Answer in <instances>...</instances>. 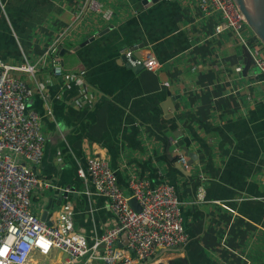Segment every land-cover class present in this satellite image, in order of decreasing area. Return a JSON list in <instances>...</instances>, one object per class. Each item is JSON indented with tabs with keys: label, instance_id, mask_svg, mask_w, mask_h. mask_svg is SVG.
<instances>
[{
	"label": "crops",
	"instance_id": "obj_1",
	"mask_svg": "<svg viewBox=\"0 0 264 264\" xmlns=\"http://www.w3.org/2000/svg\"><path fill=\"white\" fill-rule=\"evenodd\" d=\"M2 1L9 19L6 28L0 19V61L35 67L34 78L18 76L51 100L63 148H71L65 154L58 149L52 162L41 161L36 168L49 185L33 196V212L56 219L65 203L63 189L69 187L74 231L89 244L102 237L115 217L106 199L91 195L89 175L84 181L77 170L86 172L90 157H103L113 171L122 172L126 194L131 176L151 184L155 169L151 188L162 182L175 188L187 241L143 264H264V80L254 67L243 76L235 71L241 66L227 60L241 45L232 32L214 35L220 16L205 17L193 0H158L148 13L144 0H95L99 13L88 10L86 0H0V14ZM110 27L122 28V36L110 32L75 56L78 45ZM243 36L257 41L247 28ZM164 38L168 43L156 55L152 47ZM128 39L149 47L157 60L179 55L154 73L133 76L121 64L123 51L132 47L122 48ZM59 47L68 54L61 57ZM62 62L65 70L84 73L86 94L79 85L60 89L52 80V66ZM168 106L173 111L164 112ZM52 121L42 119L45 138ZM63 133L76 140L66 142ZM171 140L173 162L166 156ZM102 146L124 152L114 164ZM185 148L197 158L181 171L177 164ZM200 188L204 199L199 202ZM34 261L69 264L58 251L35 254ZM72 264L96 263L84 257Z\"/></svg>",
	"mask_w": 264,
	"mask_h": 264
},
{
	"label": "built area",
	"instance_id": "obj_2",
	"mask_svg": "<svg viewBox=\"0 0 264 264\" xmlns=\"http://www.w3.org/2000/svg\"><path fill=\"white\" fill-rule=\"evenodd\" d=\"M193 1L205 17L215 13L220 16L214 35L232 32L238 45L249 50L264 80V55L259 50L262 46L258 41L249 43L244 39L245 19L234 2ZM86 8L99 13L102 7L95 0H86ZM134 49H143L142 60L134 56ZM122 56L129 67L142 65L147 73L161 67L149 47L143 44L132 45ZM55 57V49H52L49 59L53 61ZM22 73L34 78L35 67L0 61V264H36L35 254L47 257L53 251L62 253L69 264L84 257L96 264H143L161 250L183 245L187 235L182 227L175 188L163 182L151 188L148 181L131 176L126 194L117 184L109 160L103 157L92 156L86 162V172L81 168L77 170V176L84 181L89 175L94 189L91 195L106 199L115 217L116 224L102 237L89 244L74 231V212L68 196H64L65 203L53 221H42L33 212V196L39 187L49 185L45 177L36 174V168L42 161L46 139L42 119L50 118L51 111L48 104L43 117L36 111H25V100L31 96V88L18 76ZM50 75L60 89L76 84L84 94L88 92L84 73L65 72L53 65ZM179 163L187 167V158L179 156ZM198 179L203 181L204 176L199 175ZM63 192L73 193L74 190L67 187ZM203 194L200 188L199 202L203 201ZM130 199L136 201L139 212L131 208ZM123 237L127 240L125 246Z\"/></svg>",
	"mask_w": 264,
	"mask_h": 264
},
{
	"label": "water",
	"instance_id": "obj_3",
	"mask_svg": "<svg viewBox=\"0 0 264 264\" xmlns=\"http://www.w3.org/2000/svg\"><path fill=\"white\" fill-rule=\"evenodd\" d=\"M232 1L237 6V8L241 12V14L244 16L247 29L253 34V36L256 38V40L259 42V44L264 49V0H232ZM157 3H158V0H144L143 1L144 10L147 13L152 11L155 8V7L153 8V6H155ZM2 5H3V8H2V13L0 14V19L2 21L3 28H6V19H9V18H8V16H6L7 14L5 15L6 8L4 7L3 1H2ZM142 19H143V15H141L139 17V21L141 22ZM122 31H123L122 28L114 29L113 27H110V28L104 29L103 31L98 33L97 39L95 37H92L90 39L85 40L80 45H78L74 49L75 56L77 55L76 52L80 51L81 49L86 48L87 46L92 47L95 45V43L96 44L100 43L102 41L103 36H106L110 32H112L113 35H116L117 37L120 38L122 36ZM128 40L129 41L123 43L122 48H124V47L127 48L128 46L133 44V43H131L130 39H128ZM167 40H170V38ZM167 43H168V41H166V38L161 39V41L157 42V44L152 47L153 52L156 55H158L157 49L161 46H165ZM56 49L59 52L61 57H63L62 55L64 53L68 54V51L62 47H59ZM134 50H136V49H134ZM142 51H143V49H138L134 52V56L139 60H142V57H141ZM71 54L73 55V53H71ZM178 55L179 54L173 55V56L169 57L168 59H164V61H163V59L162 60L159 59L158 62L160 65H163V64L169 62L170 60H172L173 58L177 57ZM227 60L229 62L233 63V65H235V66L240 65L241 66L240 73L243 74V76L247 75V73L253 67L255 68L256 72L258 74H260L258 69L255 67V64L253 63V59H252V56H251L249 50L245 46H241L239 48V50L234 55L230 56ZM121 64L124 65L126 67V69L130 70L133 76H136L137 74H139L140 72L143 71L142 65L138 66L136 68L129 67L126 64L123 56H121ZM59 66L62 68L63 71L71 72V71H67L63 68V62L60 63ZM80 72L81 71L79 69L75 68L74 70H72L71 73L76 74V73H80ZM42 95L36 88L31 89V96L25 100V111L27 112L31 108L36 109V112L38 113V115L40 117H43L46 114L45 106L47 104L50 106V111H51L50 119H53L52 122L54 123L53 124L54 127L52 128V132L45 139L42 161L48 160V162H52L53 157L56 154L58 149H61V148L66 149V152H64V153L61 151V153L65 154L68 151H70L71 148H69V144H67L68 149L63 148L65 146V142L61 138L59 130H58L59 123L57 124V119L54 116V107L51 105V100L49 98L45 97L44 95L43 96ZM170 100H171V103L173 104L174 103L173 98L172 99L170 98ZM167 109H169L170 111H173L172 107L168 106V107H166L164 112L167 111ZM63 137L66 139V142H68L69 140H76L72 137L69 138L65 133H63ZM175 137H176V134H175ZM84 139H86V138H84ZM84 139H82V141ZM121 141H123V138H121ZM124 142H126V140H124ZM172 146H173V141L172 140L168 141L167 145H166V156H167V159L169 161L173 162L175 160V157L171 156V153H170V148ZM102 147L108 152L110 161H112V163H114V164L117 161L119 151H120V153L124 152V150L121 147L118 150L112 149L111 147H107V146H102ZM183 150H184L185 157H187L189 159V162L186 164V166L191 167L192 164L194 163V161L196 160L197 155L189 152L188 148H185ZM60 158L61 157H58V161H60ZM148 161H149V158H148ZM177 167L181 171L185 170V166H183V165L177 164ZM113 172H114V176L116 178L117 184L119 186H121L122 188H127V185L125 184L123 177H122V172L119 169H115ZM150 173H154V175L152 177H150V182H151L150 185H152L153 183L157 182V178L155 177L157 170L156 169L154 171L152 170V171H150ZM36 174H37V172H36ZM37 175H39V174H37ZM62 194H63V196H71L73 193L62 192ZM129 205L136 212L140 211V208L134 199L129 200ZM41 220L44 221L45 217H41ZM182 226H183V224H182ZM126 244H127V240L125 237H123V244L122 245L125 246Z\"/></svg>",
	"mask_w": 264,
	"mask_h": 264
}]
</instances>
